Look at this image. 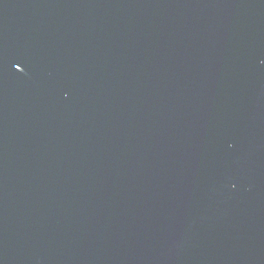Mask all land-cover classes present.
Instances as JSON below:
<instances>
[{"label": "water", "instance_id": "1", "mask_svg": "<svg viewBox=\"0 0 264 264\" xmlns=\"http://www.w3.org/2000/svg\"><path fill=\"white\" fill-rule=\"evenodd\" d=\"M0 264H264V0H0Z\"/></svg>", "mask_w": 264, "mask_h": 264}]
</instances>
